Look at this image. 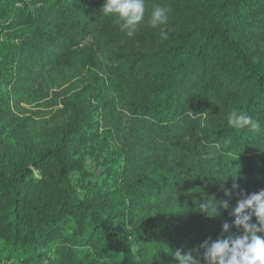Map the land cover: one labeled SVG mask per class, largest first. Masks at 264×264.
<instances>
[{
    "label": "trees",
    "instance_id": "1",
    "mask_svg": "<svg viewBox=\"0 0 264 264\" xmlns=\"http://www.w3.org/2000/svg\"><path fill=\"white\" fill-rule=\"evenodd\" d=\"M104 2L0 0V264H203L264 189V0H145L133 37ZM99 81L114 95L90 111Z\"/></svg>",
    "mask_w": 264,
    "mask_h": 264
},
{
    "label": "clouds",
    "instance_id": "2",
    "mask_svg": "<svg viewBox=\"0 0 264 264\" xmlns=\"http://www.w3.org/2000/svg\"><path fill=\"white\" fill-rule=\"evenodd\" d=\"M101 10L114 19L120 31L133 37L144 19L145 0H105ZM169 11L167 7L155 5L150 13V25L153 28L166 25ZM161 36L166 39L167 33L161 31ZM228 123L237 128L259 127L251 116L235 110L229 114ZM226 195L231 193L226 192ZM228 208V200L219 202L215 198H207L199 204V210L210 218L219 216L218 209ZM231 214L234 216L232 227L241 229V234L230 235V225L225 222L220 237L200 245L204 250L203 264H264V189L251 194L240 191ZM172 255L178 264H201L191 250L176 249Z\"/></svg>",
    "mask_w": 264,
    "mask_h": 264
},
{
    "label": "rangeland",
    "instance_id": "3",
    "mask_svg": "<svg viewBox=\"0 0 264 264\" xmlns=\"http://www.w3.org/2000/svg\"><path fill=\"white\" fill-rule=\"evenodd\" d=\"M90 86H92L94 89L93 91V95L94 98L91 99V106L89 108V110L91 111L92 109H95V107H98L102 104V101H105L108 98L113 97V86L111 85V83L109 82H101L99 81L97 84L96 82H91L89 83ZM109 94V95H108ZM108 95V97L106 98V96ZM65 114H59L54 118V127L58 128L61 127V124L63 123V120L65 119L64 116ZM3 134L1 137L4 140H9L12 130L9 127V124H2L0 123V134Z\"/></svg>",
    "mask_w": 264,
    "mask_h": 264
}]
</instances>
